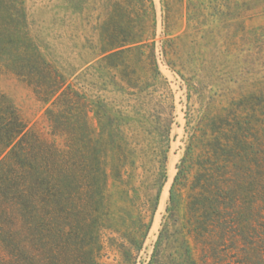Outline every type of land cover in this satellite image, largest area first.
Returning a JSON list of instances; mask_svg holds the SVG:
<instances>
[{
    "label": "rangeland",
    "instance_id": "374dc122",
    "mask_svg": "<svg viewBox=\"0 0 264 264\" xmlns=\"http://www.w3.org/2000/svg\"><path fill=\"white\" fill-rule=\"evenodd\" d=\"M14 118L0 264H264V0H0Z\"/></svg>",
    "mask_w": 264,
    "mask_h": 264
},
{
    "label": "trees",
    "instance_id": "16d2710c",
    "mask_svg": "<svg viewBox=\"0 0 264 264\" xmlns=\"http://www.w3.org/2000/svg\"><path fill=\"white\" fill-rule=\"evenodd\" d=\"M13 126L14 128H10L8 131H5L3 133V135L1 136V140L0 143H2L3 145V149L1 150L2 152L7 149L14 141L15 139L22 134L25 131V126L22 124V122H20L19 118H14L13 119ZM7 128H4V130H6ZM4 139V141L2 140ZM20 144V143H19ZM14 149H12V151L10 150V154L15 155L14 154ZM31 158H33L32 160L35 161L34 157H36V154L33 152L30 155ZM29 179H25L22 178L23 180L20 182V186L18 188H15L16 183H12L14 185V188L16 190V192H12V196L13 199H9V201H5L4 200V194L2 195V189H0V208H1V215L2 220H4L6 223H8V225L10 226L11 230H7L6 234H8L9 242L7 244H9L8 246H12V244L16 247V234L14 231V228L16 230V223H21L20 220L24 219V215H22L21 210L19 209V204L16 202L15 199H20L21 195L22 197H24V199L28 200V199H32L35 196L36 191L38 190V188H40V186L33 182L32 179H30V177H28ZM3 184L1 183L0 186H2ZM35 190L34 192L32 190ZM34 195V196H33ZM28 209H26L25 211L23 210V213H26L29 215ZM25 214V215H26ZM19 215V216H18ZM26 221V220H25ZM1 233L3 232V228H1ZM13 250V248H11ZM14 258V257H13ZM10 259L9 262L7 264H16L14 259ZM6 264V263H5Z\"/></svg>",
    "mask_w": 264,
    "mask_h": 264
}]
</instances>
